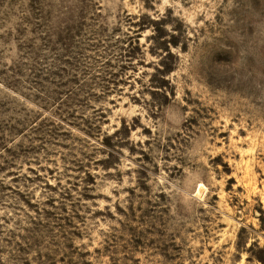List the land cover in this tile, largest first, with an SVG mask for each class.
Segmentation results:
<instances>
[{"label":"rangeland","instance_id":"obj_1","mask_svg":"<svg viewBox=\"0 0 264 264\" xmlns=\"http://www.w3.org/2000/svg\"><path fill=\"white\" fill-rule=\"evenodd\" d=\"M0 264H264V0H0Z\"/></svg>","mask_w":264,"mask_h":264}]
</instances>
